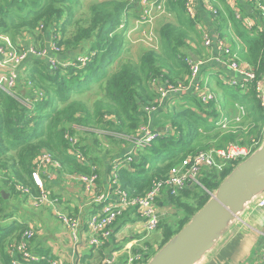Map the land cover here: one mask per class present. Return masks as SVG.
<instances>
[{
	"label": "trees",
	"instance_id": "1",
	"mask_svg": "<svg viewBox=\"0 0 264 264\" xmlns=\"http://www.w3.org/2000/svg\"><path fill=\"white\" fill-rule=\"evenodd\" d=\"M84 1L87 2L0 0V35L8 36L13 46H24L22 42L28 37L39 41L41 46L43 35L48 32L61 55L80 50V56L88 57L84 67L50 69L44 61H32L25 73L41 96L33 98L30 107L23 105L21 96L16 100L0 91V264H12L8 245L18 240L26 229L25 224L12 219L6 206L8 200H3L1 192L18 196L15 187L20 186L37 197L39 192L31 174L43 154L49 155L64 174L90 176L95 173L98 176L95 165L100 158L92 157L80 139L75 147L69 144L67 137L77 135L71 127L104 130L111 133L114 140L125 143L126 137H135L142 125L149 124L145 108L157 106L152 82L187 83L190 70L186 59L200 56L195 47L201 39L197 25L204 0H196L197 19L186 15V0H165L166 16L157 31L158 42L144 47L136 60L124 57L127 49L123 48L122 37L117 36V32L127 39L131 35L128 22L118 30L123 16L130 15V0ZM215 1L217 13L209 14L221 25L219 31L229 24L234 39L241 46L237 50L239 58L254 70L256 81L244 88L224 84L226 98L217 104L204 106L196 99L194 105L184 102L169 107L162 117L169 130L117 171L121 188L131 197L144 195L154 182L164 179L173 166L198 152L224 148L235 142L240 146L252 141L261 143L264 139V109L256 93V82L264 77V33L245 29L226 0ZM242 1L257 14L264 9V0ZM84 3H87L85 12L75 19L73 5L82 7ZM96 85L98 91L92 104L71 99L74 95L90 93ZM238 106L246 109L243 118L246 119L239 127L236 129L234 123H230L228 129L222 131V137L218 134L212 138L220 137V145L203 141L221 130L217 126L220 115L232 118ZM247 122L250 125L242 128ZM223 144L226 146L222 147ZM76 152L84 157L85 163L77 160ZM239 163L219 164L206 174L201 173L202 185L209 192H215ZM169 197L171 204L177 198L170 194ZM194 197L199 205L195 209L179 204V210L187 218L185 222L176 219L172 226H161L162 246L209 200V196L197 194ZM99 251L103 258L104 250ZM82 257L80 264H86L95 256L85 253Z\"/></svg>",
	"mask_w": 264,
	"mask_h": 264
},
{
	"label": "built area",
	"instance_id": "2",
	"mask_svg": "<svg viewBox=\"0 0 264 264\" xmlns=\"http://www.w3.org/2000/svg\"><path fill=\"white\" fill-rule=\"evenodd\" d=\"M145 2L146 9L143 11V17L141 20L137 19L136 29L140 33L147 25H150L154 20L155 15L165 14V0H143ZM228 6L234 11L235 18L239 20L247 30L254 28V23L249 18H243L237 8V0H226ZM185 13L191 19H197V3L196 0H186L184 4ZM204 9L207 13L215 15L217 13L213 1L205 0ZM258 11V17L263 23L260 31L264 33V9L261 8ZM120 26V24H119ZM125 27L123 24L119 30ZM198 31L201 33V38L204 45L211 49L212 40L211 37L200 27V23L197 25ZM134 31V30H133ZM147 45H153L155 36L152 33L146 37ZM215 50L217 55L209 57L207 60L194 61L192 58L186 59L190 70V76L187 83H169L153 81L151 84L152 91L157 94L156 104L154 107H146L145 112L147 115L155 113L158 108L165 103V109L173 106V103L179 104L177 97L188 91H192L195 94L196 99L204 106L210 103H218L217 97L211 91L210 87L205 83H202L200 79L201 71L207 64V61H214L218 64H223L227 69L236 74V78H231L227 81V85L233 87L244 88L245 85L256 81V75L252 68L246 63H241L229 46L222 38L217 37L215 39ZM58 49L51 42L47 48L36 49L32 45L13 46L7 39L0 40V69L3 68L5 73L0 75V91L11 95V92L15 89L16 83L19 80V76L24 71L28 64L32 61L43 60L50 67L55 68L61 66L63 68L68 67L66 62L58 61ZM264 59V52H263ZM88 61V57L81 56L73 61V66L84 67ZM24 69V70H23ZM257 97L261 101V106L264 109V88L262 84L256 82ZM38 96L41 94L37 93ZM32 101L26 99L25 106L30 107ZM246 116V109L241 106L237 107V112L232 118H227L221 114L219 122L217 124L220 129L228 128L229 123H239ZM104 131V130H102ZM162 133L155 130L151 124L142 125L133 138L126 137V141L132 143V150L121 159H115L111 163V171L109 177V189L114 193L115 199H111L107 194L101 196L95 195L97 188L98 176L93 173L90 176L83 175H68L73 177L82 185V192L85 196L93 197L94 202L100 204V208L84 222L78 216L62 215L57 211V199L52 198L50 194L45 190L42 178L39 175L41 169L48 165H56L51 161L49 155L43 154L39 158L37 167L31 174L32 181L37 188L39 195L32 197L28 190L16 186L15 190L25 198H27L35 207L47 206L56 215L64 229L70 235L72 241L78 245L80 242V235L85 225V229L88 230L89 240L88 244L94 250H98L101 247H106L112 236V227L116 221L130 210H135L138 216L143 221L142 233L148 232L154 233L159 226V214L157 210V201L163 191H167L172 196H177L181 191L188 188L191 184H198V179L204 170H213L219 164L242 162L250 157L253 152L260 146L259 141H252L249 145H236L229 144L224 148L212 149L208 151H201L190 158L183 159L179 164L173 166L169 174L162 180L154 182L151 189L142 196L131 197L128 192L121 188L118 182L117 170L122 165L130 164L138 151L149 147L155 140L160 138ZM69 144L75 147L79 139L76 136L67 137ZM76 158L79 162L85 163L84 157L76 152ZM88 165V163H86ZM57 166V165H56ZM40 167V169H39ZM58 167V166H57ZM95 170V169H94ZM93 170V171H94ZM31 199V200H30ZM256 205L258 207L264 206V198L257 200ZM35 237V230L32 226L26 227L23 234L18 240L10 242L8 245V251L13 258L12 264H62V262L52 259L50 257H43L31 251V242ZM147 251V250H146ZM126 259L120 261L116 255H111L109 260L104 259V264H144L149 259H144L143 255L133 254L129 252L128 248L125 249ZM264 263V254L262 256Z\"/></svg>",
	"mask_w": 264,
	"mask_h": 264
},
{
	"label": "crops",
	"instance_id": "3",
	"mask_svg": "<svg viewBox=\"0 0 264 264\" xmlns=\"http://www.w3.org/2000/svg\"><path fill=\"white\" fill-rule=\"evenodd\" d=\"M213 1L216 3L215 0ZM236 3L241 16L243 18H249L254 23V28L250 31L260 30L263 26V23L260 21L258 14L251 9L250 5L246 4L242 0H237ZM202 6L203 10L200 8L202 10L200 11V27L211 37L212 47L211 49H208L204 45L202 38L199 39L197 47L195 48L198 50L200 56H193L192 59L195 61H205L209 57L214 58L217 55L215 50V39L219 37L222 38L227 46L230 47L236 58L241 63H243L237 53V50L240 49L241 46L238 45L239 43L234 39L232 30L229 28V24L227 23V25L223 27L221 31H219L221 25H219L215 18L211 17V15L205 11L204 4H202ZM24 41H27L28 44H31L32 46H40L39 41H34L31 37H28ZM50 43L51 35L46 32L43 35L41 47L47 48ZM233 44L235 47H233ZM85 45L88 46L87 43ZM71 55L72 53H68L62 57L64 59H61L60 61H65L67 58H71ZM29 65L30 63L28 66ZM25 70L21 72V77L23 76V78L24 75H27ZM4 73L5 70L1 68L0 75H3ZM236 77V74L231 73L226 66L223 64H218L214 61H207V64L202 69L200 75L202 83H205L210 87L211 91L217 97L219 103L226 98L225 88H222V86L225 87L228 80ZM259 82L264 88V77ZM36 94L34 95L33 93H25V91H23L20 93V96L32 101L33 98L37 97ZM177 100L179 104L186 102L189 105H194V100L196 101V97L192 91H188L182 95H179ZM165 105L166 104L163 103L155 113L148 115L149 123H151L155 130L161 132L162 134L163 132L166 133L169 130L168 125L164 121L162 122V126L155 127L154 125H156L155 123H157V120H161L164 114L166 115ZM132 148V143L126 141L125 144L122 143L120 153L114 158H103L97 160L95 166L97 168L99 178L97 182V188L95 190L96 196L107 194L111 199L116 198L114 193L109 189L111 163L115 159L123 158L132 150ZM126 165L127 164L122 165L121 168ZM49 167L50 168L46 172H43L44 175L42 174L41 178H43L46 190L50 193V196L57 199V210L67 215L78 216L85 222L91 214L97 211L98 206L100 208V204L94 202V198L96 196H85L82 192L81 183H79L73 177L62 173L59 167L55 165H50ZM43 169L41 170L43 171ZM208 171L209 170H204L202 175L206 174ZM46 180L48 181L46 182ZM1 193L3 195V200H8L6 206L7 208L11 209L9 212H11L13 216L12 219L25 224L26 227L32 226L36 231V236L30 245L31 251L33 253L43 257H50L57 261H60V259L62 261L69 257L68 254L62 250V245L65 242H68V239H65L64 236L57 237L56 235L59 233L56 231L47 232L44 229L46 225V223L44 224L43 222L45 219L44 211L38 210L40 208H36L38 211L34 210V213L28 214L26 216L20 215L19 213L15 214L17 209L12 211L14 207L9 204L10 200H12L11 197L13 196H11L9 192L2 191ZM17 197L20 199V201L24 199L19 196ZM260 198H264V193L259 198L245 206L244 210L237 218L234 219L216 246L211 251L206 253L197 264H264L262 261V256L264 254V206L258 207L256 205L257 200ZM24 201L30 203L32 200L29 201L26 198ZM156 207L159 212H163L171 208V201L167 191H163L161 193ZM17 208L20 207L18 206ZM44 208L48 209H46V212H51L50 214L56 216L52 209L46 206ZM24 212L25 211H23V214ZM47 214L50 215L49 213ZM143 226V221L138 216V213L135 210H130L123 214V216H121L113 225L111 230L112 236L107 246L101 247L98 250H94L88 244L90 236L88 230L85 229V225L83 224L80 242L78 245H73L71 264H75L77 259L80 261L85 253L96 256L100 253L99 250H104L103 253L106 255L104 256V259H106L107 255L110 253L111 255H116L118 259L122 261L126 259L125 249L127 248L129 252L133 254H141L143 255L144 259H146V250L147 248L151 247L150 241L152 240L154 233H151L152 237L150 239H147L145 236L143 237ZM63 232H65V235H68L66 230Z\"/></svg>",
	"mask_w": 264,
	"mask_h": 264
},
{
	"label": "rangeland",
	"instance_id": "4",
	"mask_svg": "<svg viewBox=\"0 0 264 264\" xmlns=\"http://www.w3.org/2000/svg\"><path fill=\"white\" fill-rule=\"evenodd\" d=\"M82 2H87V1L82 0ZM145 2H149V1L130 0V5L132 6V8L130 9V15L129 16H127V15L123 16V19H121L120 26H118V30H119V28L123 24L126 25L128 22L129 26L127 25V29L130 27V31H131L130 32L131 35L128 36V39L126 37L124 38L122 36V34L117 32V34H118L117 36L122 37L123 48L127 49L126 54L124 55V57L126 59L127 58H133L134 60H136L137 54L140 53L142 51V49H144V47L148 46L146 37L149 35V33H152V35L155 36V40H154L153 44L158 42L157 31H158V29H159V27H160V25H161V23L164 20V17L166 15H164V14L155 15L154 16L155 18L152 21V23L150 25H147L140 33L138 32V29H136V24L138 22L137 19L141 20V18L143 17V11L146 9ZM86 4L87 3H84V5L82 7L77 6V5H73L75 12H76L75 19H79L82 17L83 13L85 12ZM128 31L126 32V34L128 33ZM3 38L7 39L12 44V41L8 36L0 35V40ZM22 44L27 45V46L31 45V44H28L27 41L22 42ZM34 47H36V49L43 48L41 46H34ZM80 55H81L80 50L75 51L74 53H72L71 58H67V60H65L63 62H66L68 66H71V65H73V61H75L78 57H81ZM64 56L65 55H61V53L59 52L58 56H56V58L59 61L61 59H64V58H62ZM37 61H43V60H37ZM44 63L47 64L46 62H44ZM49 68L53 69L50 66H49ZM27 76L28 75H24V78H23V76L21 77V74H20L19 80L15 86V89L11 92V95H9V96H11L12 98H15L16 100H19L20 93L23 91H25V93H33L34 95L37 92H39L36 90L37 88L34 86L35 84H31V82H29V80L27 79L28 78ZM93 88L94 89H92V91L90 93L86 92L83 95H81L80 97H77V95H74L71 97V99L76 98V99L86 101L87 104H90V103L92 104L93 101L95 100V96H96L95 93L98 91L97 85ZM151 90H152V88H151ZM36 96L38 97L37 94H36ZM21 102L23 103V105H25L26 99L22 98ZM172 105H177V104L173 103ZM211 121H212V119H211ZM156 122H158V124L155 123L156 124V125H154L155 127L162 126L163 120L161 118V120H157ZM244 125L245 126H243L242 128H246V125H250V124H249V122H247V124L244 123ZM228 127H229V125H228ZM238 127L239 126H237L236 129ZM71 128L74 129V134H77L75 136L78 139H80L81 144L88 148V150H89L88 153L91 152L90 154L92 157H98L100 159L114 158L115 156H117L120 153L122 143H124L123 141L120 142V141L114 140L115 138L113 137V135H111V133H108L107 131H101L98 129L91 131V130H85V129H81V128L79 129L76 126H72ZM226 129H228V128H226ZM226 129L222 128L215 135L210 136L208 138H204L203 141H206V142L213 144V145H220L221 141L219 139H220V137H222L221 133L223 130H226ZM218 134L220 135V137H218V139L213 140L212 138L216 137ZM229 144L239 145V143H236V142L235 143H229ZM223 146H226V145L223 144L222 147ZM216 148H218V147H216ZM49 166L50 165L46 166L45 169H43V171L41 170L39 172L40 177H42V174L44 171L46 172L50 168ZM39 169H40V167H39ZM110 171H111V169H110ZM65 175H68V174H65ZM46 176H47V174H46ZM98 178H99V176H98ZM42 180H43V178H42ZM47 181L48 180H46V182ZM44 188L46 190L45 184H44ZM212 193H214V192H209L202 185L201 177H200L198 179V184H191L189 186V188H186L185 190L181 191L177 195V198L175 199L174 203L171 204V208H169V210H165L163 212L158 211L159 227H158L156 233L154 232V236H153L152 240L150 241L151 247L147 248V252L149 254V258H148L149 260L158 251H160V249L163 247L162 241H161L163 230H162L161 226L163 224H167V225L172 226L176 223V219L177 220L183 219L184 222L187 220V218L184 217L183 212L181 210H179V204L189 205L193 209H195L197 206L199 207V205H197L195 203V199H196L194 197L195 195L199 194V195L209 196V199H210ZM18 196L21 198H24V199L22 201H20V199L17 196L13 195V197H11L12 200H10V202H9V204H11L12 207H14V209H12V211H15V209H17L15 211V214L19 213L20 215H25V216L28 214L34 213V210H36V208H40L38 210L44 211L45 219L43 220V222H44V224L46 223L44 229L47 232L48 231L49 232L56 231L57 233H59L58 235H56L57 237H63L64 236L65 239L66 238L68 239V242H65L62 245V250H64L68 254L69 257L65 258V260H62V261L60 259V261L62 262V264H65V263L71 264V259H72V254H73V245L75 243L72 241L69 234H68L69 236L67 234L65 235V232H63V231L66 229H64V227L60 223L59 219L56 218V216L50 214L51 212H46L48 209L44 208L45 206L35 207L31 202L30 203L25 202L24 200H26V198L21 193H19ZM18 206L20 208H17ZM1 207H2V205L0 204V209H1ZM7 210L11 211L10 208H7ZM38 210H36V211H38ZM23 211H25L24 214H23ZM47 213H49L50 215H48ZM58 213H60L62 215H67V214H64V213L59 212V211H58ZM19 218L22 219L21 217H19ZM52 226H54V227H52ZM59 229H61V230H59ZM35 236H36V231H35ZM144 236L147 237V239H150L152 237L151 234H149L148 232H145L143 234V237ZM104 261H105L104 257L102 258L100 254H97L95 257H93L91 260H89V262L86 264H104Z\"/></svg>",
	"mask_w": 264,
	"mask_h": 264
},
{
	"label": "water",
	"instance_id": "5",
	"mask_svg": "<svg viewBox=\"0 0 264 264\" xmlns=\"http://www.w3.org/2000/svg\"><path fill=\"white\" fill-rule=\"evenodd\" d=\"M263 193L264 139L253 154L223 180L190 222L147 264H197L216 246L245 206ZM110 258L109 253L107 260ZM75 264H80L79 259Z\"/></svg>",
	"mask_w": 264,
	"mask_h": 264
},
{
	"label": "bare ground",
	"instance_id": "6",
	"mask_svg": "<svg viewBox=\"0 0 264 264\" xmlns=\"http://www.w3.org/2000/svg\"><path fill=\"white\" fill-rule=\"evenodd\" d=\"M227 118H228V117H227ZM242 120H243V119H242ZM242 120H241L240 122H242ZM240 122H239V123H240ZM239 123H234L233 127L236 128V127L239 125ZM226 130H227V129H226Z\"/></svg>",
	"mask_w": 264,
	"mask_h": 264
},
{
	"label": "clouds",
	"instance_id": "7",
	"mask_svg": "<svg viewBox=\"0 0 264 264\" xmlns=\"http://www.w3.org/2000/svg\"><path fill=\"white\" fill-rule=\"evenodd\" d=\"M40 94V93H39ZM39 97V96H38Z\"/></svg>",
	"mask_w": 264,
	"mask_h": 264
},
{
	"label": "flooded vegetation",
	"instance_id": "8",
	"mask_svg": "<svg viewBox=\"0 0 264 264\" xmlns=\"http://www.w3.org/2000/svg\"><path fill=\"white\" fill-rule=\"evenodd\" d=\"M106 256V255H105Z\"/></svg>",
	"mask_w": 264,
	"mask_h": 264
}]
</instances>
